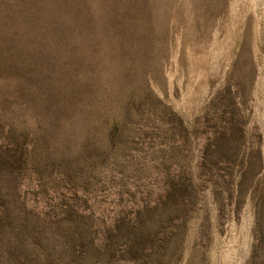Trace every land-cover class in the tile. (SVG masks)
Returning <instances> with one entry per match:
<instances>
[{
	"label": "rangeland",
	"instance_id": "1",
	"mask_svg": "<svg viewBox=\"0 0 264 264\" xmlns=\"http://www.w3.org/2000/svg\"><path fill=\"white\" fill-rule=\"evenodd\" d=\"M0 264H264V0H0Z\"/></svg>",
	"mask_w": 264,
	"mask_h": 264
}]
</instances>
